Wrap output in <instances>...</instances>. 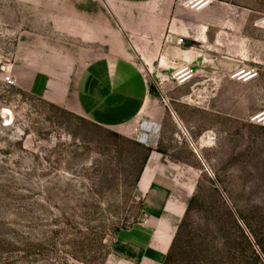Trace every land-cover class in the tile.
I'll use <instances>...</instances> for the list:
<instances>
[{"label":"rangeland","instance_id":"obj_1","mask_svg":"<svg viewBox=\"0 0 264 264\" xmlns=\"http://www.w3.org/2000/svg\"><path fill=\"white\" fill-rule=\"evenodd\" d=\"M109 1L0 0V264H164L167 255L138 251L131 244L136 239L127 251L118 245L145 220L137 179L149 149L187 218L185 234L209 246L224 243L221 264H264L252 236L264 213V126L250 122L264 113V30L254 24L264 17V0L256 7L253 0H234L227 23L230 9L218 3L197 13L208 46L198 45L205 53L189 66L195 76L187 85L172 79L184 66L173 55L138 56L128 47L151 98L139 118L118 130L20 85L30 72L19 67L31 59L54 73L58 63L78 69L109 54L121 35L117 19L123 29L133 26L131 7L116 2L113 15ZM77 7L89 16L77 17ZM240 14L252 18L242 23ZM142 26L134 23L146 32ZM227 40L235 46L244 40L245 62L228 61ZM245 68L258 79L233 82L234 72ZM7 76L15 85L4 82ZM171 219L177 233L180 223ZM244 237L261 262L243 258ZM146 254L152 260L141 259Z\"/></svg>","mask_w":264,"mask_h":264},{"label":"crops","instance_id":"obj_2","mask_svg":"<svg viewBox=\"0 0 264 264\" xmlns=\"http://www.w3.org/2000/svg\"><path fill=\"white\" fill-rule=\"evenodd\" d=\"M121 1L132 9L133 26L123 29L117 19L121 35H117L118 42L113 47L109 46V54L96 56L78 69L72 64L58 63L54 73L46 72L45 67L37 61L36 64L33 63L34 60L31 59L28 64L19 67L30 72L28 78L20 80L21 87L52 105L112 130L123 128L139 118L146 109V104H149L151 92L128 47L138 56L150 53L162 54L164 57L173 55L175 61L179 60L184 66L193 67L199 55L205 53L198 49V45L208 46L207 26L198 22L199 12L184 9L180 4L181 0H110L113 15L117 12L114 9L118 7L116 2ZM212 1V4L218 3L230 9H227L225 23L229 22L234 13V0ZM241 7L249 9L250 6L243 3ZM253 7H256V0H253ZM76 9L77 17L89 16L78 7ZM249 13L253 14V18L259 14L257 10ZM239 18L242 23H246L252 17L240 14ZM76 22L81 25L79 20ZM134 23L142 24V29L146 32L137 31ZM179 39H184L185 43L178 45L176 41ZM219 39L220 37L215 40L213 48H219ZM224 45L227 48L226 54L232 57L228 61L245 62L244 40L243 45L239 43L235 46L229 40ZM147 48L150 51H146ZM166 178L167 174L161 170L159 159L152 152L137 186L143 197L145 220L143 224L128 231V235L121 236L118 241L120 250L127 251L131 247L128 242L136 239L131 244L139 246L138 251L146 250L153 255L168 256L176 235L171 218L176 219L179 224L184 213L173 202L170 188L165 185ZM158 238H161V242ZM140 256L141 259L152 260L148 254Z\"/></svg>","mask_w":264,"mask_h":264},{"label":"trees","instance_id":"obj_3","mask_svg":"<svg viewBox=\"0 0 264 264\" xmlns=\"http://www.w3.org/2000/svg\"><path fill=\"white\" fill-rule=\"evenodd\" d=\"M62 110L66 111L64 109ZM147 151H148V155L146 156L144 165L140 170L137 183L141 178L144 168L148 162L149 155L152 152V150L150 149ZM197 201H198V197L195 196L189 203V208L192 207V205H194ZM260 206L261 209L264 210V205H260ZM255 224H256L255 227H253L252 229V236L255 239V243L257 247L259 248L261 257L264 258V213L263 216H261L259 222L257 221V219L255 220ZM187 226H188L187 218L184 217L177 228V233L175 235L171 249L164 264H177V261L179 259L177 260L176 258H183L180 259L182 264H198L200 262L204 264H221V262H219L217 259L220 258L219 257L220 256L219 254L221 253L220 250L222 249L221 247H224V243H221L219 245L213 244L209 246L207 245V243H204L205 242L204 240H201V238L198 235L194 234L193 232L191 233L189 232L185 234ZM184 236H187L188 238L186 242H184ZM244 242L246 243V248L243 249L241 254L243 258L248 259V257H253L256 259L257 262H261L260 257L257 255L256 251L253 249L252 245L249 243L246 237H244ZM184 244L186 245V247H184Z\"/></svg>","mask_w":264,"mask_h":264},{"label":"built area","instance_id":"obj_4","mask_svg":"<svg viewBox=\"0 0 264 264\" xmlns=\"http://www.w3.org/2000/svg\"><path fill=\"white\" fill-rule=\"evenodd\" d=\"M212 2V0H181L180 4L184 9L200 12L207 9L212 4ZM254 24L256 28L264 30V17L259 18ZM184 43V39L177 40L178 45H183ZM194 76L195 75L189 66H183L180 67L176 73H174L172 79L178 86H184L192 82L194 80ZM258 77L259 74L256 70L245 68L234 72V74L231 76V80L246 84L257 80ZM4 82L10 86L15 85V81L11 76L5 77ZM263 114L252 117L250 122L264 126V120H262L260 117Z\"/></svg>","mask_w":264,"mask_h":264},{"label":"bare ground","instance_id":"obj_5","mask_svg":"<svg viewBox=\"0 0 264 264\" xmlns=\"http://www.w3.org/2000/svg\"><path fill=\"white\" fill-rule=\"evenodd\" d=\"M260 114H261V113H260ZM260 117H261L262 120H264V114L261 115ZM143 134H144V132H143Z\"/></svg>","mask_w":264,"mask_h":264}]
</instances>
